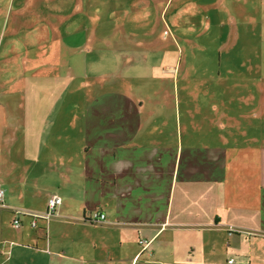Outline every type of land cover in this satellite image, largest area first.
I'll return each mask as SVG.
<instances>
[{
  "label": "crops",
  "instance_id": "1",
  "mask_svg": "<svg viewBox=\"0 0 264 264\" xmlns=\"http://www.w3.org/2000/svg\"><path fill=\"white\" fill-rule=\"evenodd\" d=\"M219 1L236 0H198L205 19ZM252 4L241 18L249 30ZM93 20L54 38L45 61L14 62L0 31V264H264L255 61L235 59L224 76L219 53L213 77H197V107L181 109L172 46L145 43L120 19ZM29 51L43 50L26 42L18 52ZM84 51L102 74L78 77ZM53 195L61 202L43 217Z\"/></svg>",
  "mask_w": 264,
  "mask_h": 264
},
{
  "label": "rangeland",
  "instance_id": "2",
  "mask_svg": "<svg viewBox=\"0 0 264 264\" xmlns=\"http://www.w3.org/2000/svg\"><path fill=\"white\" fill-rule=\"evenodd\" d=\"M257 2L219 1L216 4L218 11L205 19L204 6L198 4V0H0V31H5L4 40H10L14 62L41 61L43 57L45 61L54 59V53L50 51L53 39L63 38L75 28L74 24L84 29L87 19H94L95 26H100L102 19L106 18L110 26L114 23L113 28H116L120 19L123 30L135 31L145 43L172 46L177 62V81H174L172 92L174 105L177 97L176 102L181 109L193 108L197 107L195 99L198 94L204 92L197 77H213L211 69L219 60V53L224 76L233 72L231 62L235 63V59L246 61V57L255 61V77L259 71L264 74V7ZM250 3H253L254 16L252 30L249 26L247 28L245 18L241 20ZM107 27L106 23L105 29ZM26 42L38 45L43 51H29L26 55L18 52ZM233 46L237 47L231 50ZM93 55L90 51L83 52L87 68L78 74L79 78L87 76L89 79L93 73L102 74L100 62L97 65L93 61L94 66L91 67ZM166 86V91L170 93V80ZM231 86L233 88L231 83L223 84L221 92H227ZM208 92L214 94L217 91ZM217 107L219 110L220 104ZM5 219L9 224L7 217Z\"/></svg>",
  "mask_w": 264,
  "mask_h": 264
},
{
  "label": "built area",
  "instance_id": "3",
  "mask_svg": "<svg viewBox=\"0 0 264 264\" xmlns=\"http://www.w3.org/2000/svg\"><path fill=\"white\" fill-rule=\"evenodd\" d=\"M2 196H3V190H0V201H2ZM61 199L58 196H51L48 200H47V209H46V213L45 215H43V217H47L53 213H55L57 206L60 204ZM104 214L103 213H98V212H93L91 214V219L93 220H102L104 219ZM12 225L15 228H18L20 226V220L18 217H15L12 220ZM31 226L35 227L36 226V219L33 218L31 220ZM146 242L145 240H140V243H144ZM232 260H229V262H231Z\"/></svg>",
  "mask_w": 264,
  "mask_h": 264
}]
</instances>
